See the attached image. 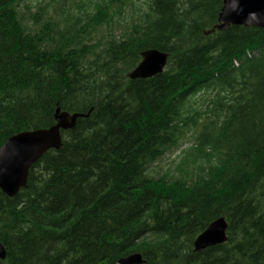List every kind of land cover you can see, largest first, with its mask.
Wrapping results in <instances>:
<instances>
[{
  "label": "trees",
  "instance_id": "obj_1",
  "mask_svg": "<svg viewBox=\"0 0 264 264\" xmlns=\"http://www.w3.org/2000/svg\"><path fill=\"white\" fill-rule=\"evenodd\" d=\"M222 2L0 0V146L85 114L0 191L1 264H264V28L205 35ZM148 48L163 71L129 78ZM189 133L177 176L153 172ZM221 216L226 240L194 251Z\"/></svg>",
  "mask_w": 264,
  "mask_h": 264
},
{
  "label": "water",
  "instance_id": "obj_2",
  "mask_svg": "<svg viewBox=\"0 0 264 264\" xmlns=\"http://www.w3.org/2000/svg\"><path fill=\"white\" fill-rule=\"evenodd\" d=\"M234 0H223L217 22L203 31L205 35L223 31L232 25L255 26L264 28V22L250 21L245 23L249 12L260 14L264 21V0H239V7L243 11L233 8ZM168 53L157 48H148L141 52L140 62L127 73L131 79L148 78L161 73L167 64ZM84 113L61 112L56 109V124L23 131L12 135L0 146V191L8 196H14L26 184L28 170L41 155L50 147L61 145V130L74 126L76 119ZM228 223L221 216L214 219L197 235L193 242V249L200 252L203 249L220 244L227 238ZM6 252L0 242V261L5 258ZM142 255L138 252L130 253L119 259V264H141ZM1 264V262H0Z\"/></svg>",
  "mask_w": 264,
  "mask_h": 264
},
{
  "label": "rangeland",
  "instance_id": "obj_3",
  "mask_svg": "<svg viewBox=\"0 0 264 264\" xmlns=\"http://www.w3.org/2000/svg\"><path fill=\"white\" fill-rule=\"evenodd\" d=\"M78 1V2H77ZM77 2V3H76ZM82 2V0H26L27 5L30 6V12L27 14H31L32 12H37L43 15L42 7L47 8L50 11L52 5H59L60 7H64L65 11H78L77 7ZM41 3L40 5H36ZM38 6V7H37ZM67 6L70 8L67 9ZM192 142V138L190 133L187 135V138L184 140L183 144L180 147H177L170 153L166 154L164 158L160 161V163L153 168V172H160L165 170H170L173 172V175L177 176V172H175L176 162L179 160V153L183 148H187Z\"/></svg>",
  "mask_w": 264,
  "mask_h": 264
},
{
  "label": "clouds",
  "instance_id": "obj_4",
  "mask_svg": "<svg viewBox=\"0 0 264 264\" xmlns=\"http://www.w3.org/2000/svg\"><path fill=\"white\" fill-rule=\"evenodd\" d=\"M233 8H234V10H236L238 12L243 11V9L239 7V0H234ZM250 21L264 22V21H261L260 14L254 12V11L249 12L248 15L245 17V23H248Z\"/></svg>",
  "mask_w": 264,
  "mask_h": 264
}]
</instances>
